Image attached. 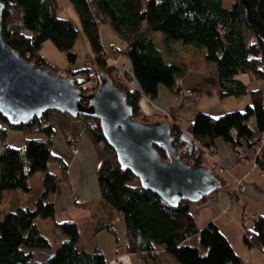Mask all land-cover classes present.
Here are the masks:
<instances>
[{
    "label": "trees",
    "instance_id": "16d2710c",
    "mask_svg": "<svg viewBox=\"0 0 264 264\" xmlns=\"http://www.w3.org/2000/svg\"><path fill=\"white\" fill-rule=\"evenodd\" d=\"M1 35L10 48L22 57L37 65H48L37 54L43 39H49L56 48L65 51L69 59L75 53L71 50L77 35V28L71 21L55 14L52 0H1ZM80 21V28L93 52V72L87 68L77 69L79 77L73 83L83 93L95 89V76L103 73L108 80L123 91L125 102L132 116L145 121L164 116L141 115L139 112L140 95L155 97L158 83L174 89L175 77L182 75L187 68L213 67L216 70L219 95L241 96L248 93L250 100L242 110L231 109L218 115L204 111L196 112L189 121L188 132L203 145H210L214 137L230 143L245 141L250 144L254 136L259 139L264 132V109L259 88L248 90L240 73L248 79L264 77V0H231L228 6L223 0H146L141 8L140 0H69ZM107 23L117 37L124 40V46L102 49L99 38V24ZM158 30L166 39H177L185 47L175 46L176 58L167 61L161 57L151 30ZM175 49V50H174ZM114 58L124 55L129 61V71H124L127 79H135L138 87L123 85L117 80ZM65 74L74 72L65 71ZM94 80L92 86L88 80ZM58 112V110L50 109ZM60 111V110H59ZM43 112L40 117L30 119L24 124H10L0 113V200L2 191L32 189L26 183L35 172L43 171L40 185L28 204H19L8 211L0 210V264H111L104 260L101 250H85L76 245L77 226L73 220L53 222L64 238L58 241L52 252L37 258L33 249L49 247V241L34 223L35 217L52 218L53 203L51 191L57 181L63 178L67 183L63 160L51 152L53 133L51 121H45ZM63 112V111H62ZM171 116L175 115L171 112ZM83 120L90 136L102 143V158L97 166L96 179L102 201L118 211L123 223L127 251L135 253L145 264L155 255V247L163 244V249L180 264H241L223 234L213 222L198 228L189 212V206L200 203L223 187V178L213 172L219 187L203 194L197 201L181 198L175 204H168L154 192L140 186L129 167L119 164L115 151L102 136L99 118L92 115L76 116ZM165 120V119H164ZM168 123L174 147L175 123ZM232 127L236 129L231 136ZM7 129H19L24 134L22 144L11 145L5 140ZM262 142V141H261ZM154 148L165 157L161 144ZM261 152L254 161L264 170V141ZM49 162H55L58 172L48 170ZM204 164L197 156L192 165ZM242 238L248 246L260 248L264 253V215H256L252 226L242 223ZM104 228L114 235L115 230L109 220L95 222L94 230ZM195 237L196 244L188 240ZM118 237L113 240L116 241ZM153 264V263H152Z\"/></svg>",
    "mask_w": 264,
    "mask_h": 264
},
{
    "label": "crops",
    "instance_id": "0c3cea01",
    "mask_svg": "<svg viewBox=\"0 0 264 264\" xmlns=\"http://www.w3.org/2000/svg\"><path fill=\"white\" fill-rule=\"evenodd\" d=\"M73 26L77 27L76 25ZM121 40L123 39L121 38ZM171 55L169 51L166 57L171 58ZM114 62L120 70H130L129 61L124 55L114 58ZM175 78L180 79V88H191L197 93V96L182 98L178 92V86L174 87V89H177L174 92L173 89L158 83L155 97L151 98L146 94L140 95L138 101L141 115L153 117L156 115L160 117L164 116L163 114L166 110H169L174 115L180 114L186 120H189L199 110L208 114L218 115L224 111L240 108L239 105L235 104L236 100H240L237 99L240 96H234L236 99L228 100L226 96L229 95H219L216 70L213 67H197L196 69L189 67L182 75ZM129 81L131 87H138L137 80L132 78ZM203 98L205 102L201 103ZM164 119L169 121L168 118L164 117ZM44 120L51 121L54 128L52 135H50V149L54 155L63 160L68 183L61 178L55 184L53 191H51L50 197L54 207L52 218L44 221L46 219L43 217H35L34 223L39 231L45 236L41 231V224L48 228L56 229L52 225L53 222L73 220L77 226L78 237L76 245L85 250L98 247L104 256V260L111 264H114L112 261L111 241L118 237L120 233L123 245L120 239L119 255L114 257V260L121 264H145L140 261L135 253L127 251L123 223L119 213L108 203L102 201L100 197L96 168L102 158V143L90 136L81 118L66 112L48 110ZM14 134L15 137L11 138L13 141L8 138V135L5 138L11 145L14 144L15 140L23 141L21 139L24 136L36 135L37 133L27 132L24 134L20 131V134L19 132ZM262 134H260L259 139L263 142L264 139H261ZM212 141L220 163L223 165V170L218 174L222 176L224 185L213 195L214 197H209L203 202L190 205V215L198 228L203 227L208 222H213L223 236L227 238L231 249L241 259V264H264V253L261 249L250 245L247 246L242 238V223L246 226H252V222L244 219L243 215L248 213L257 216L258 214L264 215V170L260 169L257 163L251 160L250 150L246 149V157L244 160L239 161L235 158L234 151H232L228 141L220 137H214ZM74 142L78 148L77 152H72L70 148ZM51 163V170L58 172L57 164L55 162ZM239 180L241 189L238 187L240 186ZM27 193H32L29 199L35 195L31 189ZM19 204L22 205V203ZM19 204L14 203V206H19ZM115 214L117 230L112 222ZM107 220L114 227L115 235L104 228L94 230L95 222H106ZM79 222H85L84 228L88 235L81 233ZM58 235L59 241L65 236L62 233ZM188 240L191 244H196L195 237H190ZM101 241L104 242L103 244L107 248L105 251H103ZM155 249V255L148 258V262L151 264H180L163 249V244L157 245ZM38 250L40 249H33V253L37 258H43L48 255Z\"/></svg>",
    "mask_w": 264,
    "mask_h": 264
},
{
    "label": "water",
    "instance_id": "95a60500",
    "mask_svg": "<svg viewBox=\"0 0 264 264\" xmlns=\"http://www.w3.org/2000/svg\"><path fill=\"white\" fill-rule=\"evenodd\" d=\"M3 6L0 0V29ZM258 37L264 55V37ZM95 79V89L83 93L71 74L22 57L4 42L0 32V113L10 124H24L50 109L98 117L102 136L119 164L129 167L142 188L169 205L181 198L197 201L220 186L206 164L191 165L176 154L164 119L133 117L123 91L103 73ZM157 143L163 146L165 157L154 148Z\"/></svg>",
    "mask_w": 264,
    "mask_h": 264
},
{
    "label": "rangeland",
    "instance_id": "374dc122",
    "mask_svg": "<svg viewBox=\"0 0 264 264\" xmlns=\"http://www.w3.org/2000/svg\"><path fill=\"white\" fill-rule=\"evenodd\" d=\"M146 0H140L141 8H144L146 3ZM231 0H223V4L225 6H228ZM52 4L55 8V14L58 17H66L68 18L73 25H76L77 27V35L75 38L74 43L72 44L71 50L75 53L74 58L71 60L67 57L65 51H61L58 48H56L55 44H53L52 41L49 39H43V42L40 44V46L37 49V54L43 59L44 62H46L49 66H52L55 70L59 72H65V71H71L73 73V77L78 78L79 77V72H75L77 69L81 68H87L88 71L93 72L94 68V60H93V52L92 49L90 48L89 42L87 39H85L84 34L82 32V28H80V21L79 18H77L76 12L74 11L73 7L70 4L69 0H52ZM99 38H100V43L102 46V49L105 51L109 52L111 49V46H116L117 48L123 47L124 42L121 40L120 37H117L113 31V29L109 26L107 23H100L99 24ZM150 36L153 37V42L154 46L157 47L159 54L161 57L165 58L167 61H173L176 58L175 51L173 53L171 52V58L166 57V54L169 52V48L172 49L175 46L179 48L175 49H183L185 45L182 44L177 39H166L165 35H163L162 32L158 30H151L150 31ZM169 47V48H168ZM174 49V50H175ZM239 77H241L245 82L246 85H248V90L252 88H259L262 96V106H264V77L262 78H251L248 79L247 75L244 73H240ZM195 95L197 96V93L195 92ZM192 98V97H191ZM228 100L231 99H236L234 96H226ZM240 100H236L235 104L239 105L240 108L238 109H243L244 104L249 102L250 97L248 93L241 94L240 98H237ZM204 98L201 100V103H204ZM183 116V115H182ZM184 117V116H183ZM185 118V117H184ZM186 119V118H185ZM19 129H7V133L5 138H8L12 140L11 138L15 137L14 133L20 134ZM31 134V133H30ZM261 139H264V132L261 136ZM22 140V139H21ZM13 141V140H12ZM22 144V141L15 140L14 141V146ZM47 169L50 171L52 169V163L49 162L47 165ZM43 171L39 170L35 172L34 174L30 175L26 183L28 185L30 184L32 186V191L36 192L37 188L40 185V177L42 176ZM2 198L0 202V210L5 211L8 210L9 208L12 209L14 207V203H28V199L31 196L32 193H27L21 191L19 188L18 189H7L2 191ZM116 214L113 217V224L115 226V229L117 230V222H115V217ZM48 221V218H44ZM80 224V231L84 235H88V232L85 230V222H79ZM41 231L45 234V236L48 238L49 241V247L47 248H42L38 251H41L42 253L44 252L45 254H50L49 252H52L53 248L59 241V235L61 232L57 229H51L48 228L47 226L41 224ZM118 240L120 243H122V238L120 236V233L118 235ZM112 243V248L114 246L113 241ZM104 242L101 241V246L103 247V251H105L107 248ZM123 245V243H122ZM121 247V245H118V249ZM39 255H42L41 253L37 252ZM112 261L114 264L117 263V260H114V257L118 256V250L116 253L113 252L112 250ZM120 263V262H119ZM113 264V263H112ZM118 264V263H117ZM121 264V263H120Z\"/></svg>",
    "mask_w": 264,
    "mask_h": 264
},
{
    "label": "built area",
    "instance_id": "2783aa9c",
    "mask_svg": "<svg viewBox=\"0 0 264 264\" xmlns=\"http://www.w3.org/2000/svg\"><path fill=\"white\" fill-rule=\"evenodd\" d=\"M108 59H111L113 62L114 60L112 59V56H108ZM114 70H115V74L117 76V80L122 83L123 85H129L130 81L127 79L126 75L124 74V71L121 69H119L116 65V63L114 62ZM88 82L94 86L96 84V82L94 80L89 79ZM173 86H180V79L179 78H175L174 82H173ZM179 89V93L182 96V98H191L196 96L195 95V91L191 88H178ZM148 96V95H147ZM164 117L168 118L170 122H174L175 123V131L173 134L174 137V141L176 143V146L174 147L176 154H178V156H180V158L187 162L188 164H191L194 162V159H196L197 156H199L203 163L206 164L208 166V168L216 173H219L223 170V165L222 163H220V160L217 156V152H215L214 146L211 143L210 145H203L201 142H198V140H196L195 138H193L190 134V132H188V128H189V121L186 120L182 115L180 114H176L174 117L171 116V112L169 110H166V112H164ZM231 130V136H234L236 133V129H234L232 127ZM52 135V134H50ZM251 142L250 144H247L244 140L239 142V143H234L231 146L232 151H234L235 154V158L237 160H244V158L246 157V149L251 151V160L254 161L255 156L258 155L261 150V146H262V142L259 141L258 139H256V137L254 136L253 138H251ZM72 152H77L78 148L75 145V142L73 144H71L70 146ZM256 161H254L255 163ZM239 185H240V180L238 181ZM239 188L241 187L238 186ZM241 189V188H240ZM244 219H248L251 222L256 219V215L254 214H250L248 213L247 215L244 214L243 215ZM114 246L112 248L113 252L116 253L118 250V245L119 240L117 239L116 241L113 242ZM120 264V263H118Z\"/></svg>",
    "mask_w": 264,
    "mask_h": 264
}]
</instances>
